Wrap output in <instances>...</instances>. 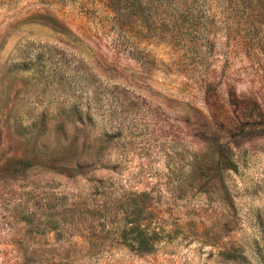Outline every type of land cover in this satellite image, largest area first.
<instances>
[{
    "label": "rangeland",
    "instance_id": "1",
    "mask_svg": "<svg viewBox=\"0 0 264 264\" xmlns=\"http://www.w3.org/2000/svg\"><path fill=\"white\" fill-rule=\"evenodd\" d=\"M253 5L146 40L89 0H0V264H264Z\"/></svg>",
    "mask_w": 264,
    "mask_h": 264
},
{
    "label": "trees",
    "instance_id": "2",
    "mask_svg": "<svg viewBox=\"0 0 264 264\" xmlns=\"http://www.w3.org/2000/svg\"><path fill=\"white\" fill-rule=\"evenodd\" d=\"M91 3L95 2L101 6L104 12L112 15L115 25H122L129 31L135 28L140 29L142 39L153 40L149 34L151 30L160 29L167 32L169 37H174L177 33L174 31L176 28H194L200 29L207 27L209 24L208 16L197 14L203 10L202 5L213 7L220 3L221 0H89ZM250 3L255 2V17L259 21L261 17L264 21V0H247ZM175 3L178 9L179 18L171 22L170 20L163 19L157 20V10H173L172 4ZM192 8L194 10H192ZM209 9V8H208ZM196 12V15L193 13ZM188 15H191L188 17ZM139 19V22L136 21ZM170 30V31H169ZM179 31V30H178ZM177 31V32H178ZM171 35V36H170ZM138 227V226H137ZM139 231V229H138ZM141 231V230H140ZM139 239L134 240V243L144 251H150L153 247L155 240L143 235L138 236Z\"/></svg>",
    "mask_w": 264,
    "mask_h": 264
}]
</instances>
